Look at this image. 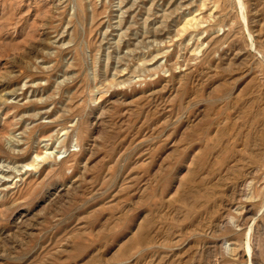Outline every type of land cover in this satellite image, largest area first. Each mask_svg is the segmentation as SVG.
<instances>
[{"label": "rangeland", "instance_id": "374dc122", "mask_svg": "<svg viewBox=\"0 0 264 264\" xmlns=\"http://www.w3.org/2000/svg\"><path fill=\"white\" fill-rule=\"evenodd\" d=\"M0 264H264V0H0Z\"/></svg>", "mask_w": 264, "mask_h": 264}, {"label": "bare ground", "instance_id": "6f19581e", "mask_svg": "<svg viewBox=\"0 0 264 264\" xmlns=\"http://www.w3.org/2000/svg\"><path fill=\"white\" fill-rule=\"evenodd\" d=\"M198 24H199V22H198V19H196V17L194 18V17H188L187 19H186V21L184 22V24L182 25V31H184V32H186L191 26H198ZM200 25V24H199ZM181 33V32H180ZM205 33V32H204ZM206 44V43H205ZM201 49V48H200ZM201 53V52H200ZM139 69V68H138ZM143 73V72H142ZM141 78V77H140ZM65 133H66V131H64ZM46 155L44 154V155H41V154H35L34 156H33V158H32V160L28 163V164H26L27 165V167L28 168H25V171L26 170H30V169H32L33 168V166H34V168H35V164H34V162H35V160L37 161L38 159H40V160H44V159H46ZM37 166V165H36ZM30 167H32V168H30Z\"/></svg>", "mask_w": 264, "mask_h": 264}]
</instances>
